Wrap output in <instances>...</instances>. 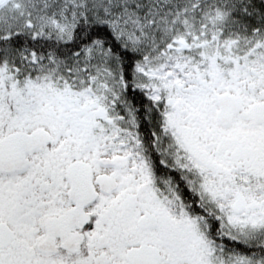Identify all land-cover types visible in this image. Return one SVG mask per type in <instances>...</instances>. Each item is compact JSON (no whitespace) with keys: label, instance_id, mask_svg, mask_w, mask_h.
I'll list each match as a JSON object with an SVG mask.
<instances>
[{"label":"snow or ice","instance_id":"obj_1","mask_svg":"<svg viewBox=\"0 0 264 264\" xmlns=\"http://www.w3.org/2000/svg\"><path fill=\"white\" fill-rule=\"evenodd\" d=\"M0 264H264V0H0Z\"/></svg>","mask_w":264,"mask_h":264}]
</instances>
